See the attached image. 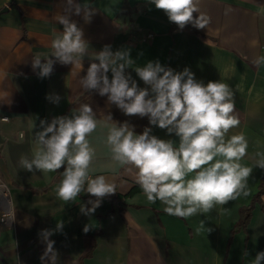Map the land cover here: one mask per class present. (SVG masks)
<instances>
[{
	"label": "crops",
	"instance_id": "obj_1",
	"mask_svg": "<svg viewBox=\"0 0 264 264\" xmlns=\"http://www.w3.org/2000/svg\"><path fill=\"white\" fill-rule=\"evenodd\" d=\"M74 3L88 4L90 22H85L83 11L66 13V0H0V182L6 188L0 195V264H51L48 257L41 260L46 249L43 230L54 232L49 239L58 253L57 264H253L264 251V193L261 204L254 203L245 230L232 229L264 175L256 164V153L264 152V66L253 64L264 54V0H199V11L211 18L204 29L191 24L180 29L149 0ZM65 14L83 30L87 54L81 66L57 61L51 75L41 78L32 67L33 57L39 53L45 62L51 54L54 33L63 31L58 17ZM147 33L152 37L146 38ZM105 45L130 51L134 63L126 73L142 88L147 86L134 70L149 61L174 72L188 68L205 84L211 80L230 86L240 124L226 139L243 134L248 141L240 162L252 168L250 195L188 219L168 215L159 200H147L137 183L138 170L112 159L108 128L112 121L128 122L136 134L150 127L151 135L171 140L174 147L179 137L150 125L148 117L125 115L108 104L106 96L81 87V78ZM53 95L60 96L58 103L47 98ZM84 103L91 105L98 121L88 137L95 149L90 176L104 175L116 185V193L104 197L91 215L80 209L90 208L88 202L95 197L82 192L67 203L57 198L63 168L29 172L19 164L22 156L31 159L38 150L35 133L41 130V120L70 115ZM4 213L8 216L2 221ZM201 221L204 228L197 233ZM58 222H63L60 231Z\"/></svg>",
	"mask_w": 264,
	"mask_h": 264
},
{
	"label": "clouds",
	"instance_id": "obj_2",
	"mask_svg": "<svg viewBox=\"0 0 264 264\" xmlns=\"http://www.w3.org/2000/svg\"><path fill=\"white\" fill-rule=\"evenodd\" d=\"M149 2L180 29L189 24L204 29L211 21L206 13L199 11V0ZM66 5V13L74 8L77 15L83 11L85 22L91 21L93 12L87 3L80 5L74 0H66ZM194 13L199 15L194 16ZM58 22L63 25V31L54 33L51 54L43 58L45 62L39 53L33 57L32 67L39 69L41 78L51 75L57 61L81 66L88 51L83 30L70 20L69 15L59 16ZM133 63L129 50L113 51L110 45H105L95 54L94 62L90 63L80 84L85 91L106 96L108 104H114L125 115L148 117L150 125L167 129L169 134L179 137V146L174 147L171 140L151 135L150 127L142 134H136L128 122L118 124L108 114L107 119L112 123L106 142L111 148L112 159L138 170L137 183L147 200L152 203L159 200L168 215L188 219L250 195L247 181L252 168L240 162L247 155L248 141L243 134L226 139L227 133L240 124L230 86L211 80L205 84L188 68L174 72L159 61H149L134 70L147 86L142 88L130 73H126L128 65ZM253 64L264 66V54L257 56ZM47 98L53 103L60 100L59 95ZM97 126L96 113L87 103L81 104L70 115L56 116L50 122L41 120V130L35 133L38 150L31 159L22 156L19 160L20 166L29 172L34 169L55 172L63 168L56 196L65 203L75 201L82 192L95 197L88 202L92 205L90 208L81 205L80 210L85 215L94 213L104 197L116 193V185L106 176H90L95 149L88 137ZM256 155L259 157L257 166L264 169V152ZM62 228L63 222H58L56 231ZM203 228L201 221L196 232ZM211 230L208 228V232ZM84 231H89L88 225ZM41 234L46 242L41 260L48 257L51 264H57L58 253L54 250V241L49 239L54 232L43 230ZM262 261L264 251L257 253L253 264Z\"/></svg>",
	"mask_w": 264,
	"mask_h": 264
},
{
	"label": "trees",
	"instance_id": "obj_3",
	"mask_svg": "<svg viewBox=\"0 0 264 264\" xmlns=\"http://www.w3.org/2000/svg\"><path fill=\"white\" fill-rule=\"evenodd\" d=\"M263 193H264V175L260 179L258 191L253 195L251 202L248 205L242 206L239 209V219L237 223L234 225L232 232H235L239 229L245 230V227L250 218L251 210L254 206V203L258 202L261 204V195Z\"/></svg>",
	"mask_w": 264,
	"mask_h": 264
},
{
	"label": "built area",
	"instance_id": "obj_4",
	"mask_svg": "<svg viewBox=\"0 0 264 264\" xmlns=\"http://www.w3.org/2000/svg\"><path fill=\"white\" fill-rule=\"evenodd\" d=\"M146 36H147L146 38H150V37H152V33H147ZM1 119H2V120H7L8 117H7V116H2ZM0 183H2V182H0ZM2 184H3V183H2ZM7 216H8V213H4V214L2 215V217H1V220H2V221H5V219H6Z\"/></svg>",
	"mask_w": 264,
	"mask_h": 264
},
{
	"label": "bare ground",
	"instance_id": "obj_5",
	"mask_svg": "<svg viewBox=\"0 0 264 264\" xmlns=\"http://www.w3.org/2000/svg\"><path fill=\"white\" fill-rule=\"evenodd\" d=\"M0 186H3V187H0V195H5V191H6V188L4 187V185L2 183H0ZM7 193V192H6ZM9 207V206H8Z\"/></svg>",
	"mask_w": 264,
	"mask_h": 264
}]
</instances>
